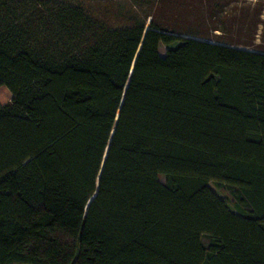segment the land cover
I'll return each mask as SVG.
<instances>
[{
  "label": "trees",
  "instance_id": "1",
  "mask_svg": "<svg viewBox=\"0 0 264 264\" xmlns=\"http://www.w3.org/2000/svg\"><path fill=\"white\" fill-rule=\"evenodd\" d=\"M239 4L0 0V264H264Z\"/></svg>",
  "mask_w": 264,
  "mask_h": 264
},
{
  "label": "rangeland",
  "instance_id": "2",
  "mask_svg": "<svg viewBox=\"0 0 264 264\" xmlns=\"http://www.w3.org/2000/svg\"><path fill=\"white\" fill-rule=\"evenodd\" d=\"M236 2H240L237 7L238 9L249 10V14H244L239 11L236 14H232L230 18L224 19L223 22L226 23L225 27H230L232 21L235 20L234 16L236 15V25L231 27V35L235 41H239L240 44H243L240 48L246 49L244 45L250 43L255 40L256 45L264 48V0H234ZM263 8V15L261 17L260 8ZM232 9L231 7H229ZM260 26H257L256 23H261ZM245 24V25H243ZM256 34V38L253 40L254 35ZM249 49V48H248ZM162 55H166V47H161ZM1 97H5L9 102L12 101L13 95L8 91H1ZM8 96V97H7ZM8 102V103H9ZM214 186V185H213ZM215 187V186H214ZM216 188V187H215Z\"/></svg>",
  "mask_w": 264,
  "mask_h": 264
},
{
  "label": "bare ground",
  "instance_id": "3",
  "mask_svg": "<svg viewBox=\"0 0 264 264\" xmlns=\"http://www.w3.org/2000/svg\"><path fill=\"white\" fill-rule=\"evenodd\" d=\"M1 91H8V92H10L9 89L7 87H5V86L0 88V93H1ZM8 102L9 101L5 97H1V95H0V103L1 104H7Z\"/></svg>",
  "mask_w": 264,
  "mask_h": 264
}]
</instances>
